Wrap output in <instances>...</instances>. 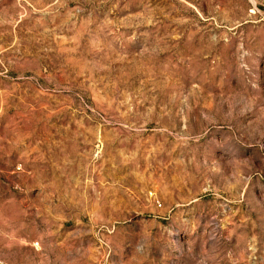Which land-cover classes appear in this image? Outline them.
I'll use <instances>...</instances> for the list:
<instances>
[{
  "label": "rangeland",
  "instance_id": "rangeland-1",
  "mask_svg": "<svg viewBox=\"0 0 264 264\" xmlns=\"http://www.w3.org/2000/svg\"><path fill=\"white\" fill-rule=\"evenodd\" d=\"M0 264H264V0H0Z\"/></svg>",
  "mask_w": 264,
  "mask_h": 264
}]
</instances>
